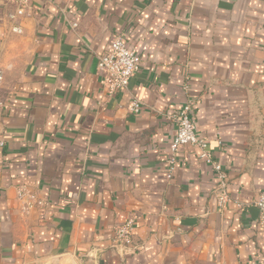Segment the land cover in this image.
Returning a JSON list of instances; mask_svg holds the SVG:
<instances>
[{
	"label": "crops",
	"instance_id": "0c3cea01",
	"mask_svg": "<svg viewBox=\"0 0 264 264\" xmlns=\"http://www.w3.org/2000/svg\"><path fill=\"white\" fill-rule=\"evenodd\" d=\"M14 11L0 0V264H264V0H31L22 33ZM116 34L142 64L112 94L97 65ZM189 101L223 206L199 148H172Z\"/></svg>",
	"mask_w": 264,
	"mask_h": 264
},
{
	"label": "built area",
	"instance_id": "2783aa9c",
	"mask_svg": "<svg viewBox=\"0 0 264 264\" xmlns=\"http://www.w3.org/2000/svg\"><path fill=\"white\" fill-rule=\"evenodd\" d=\"M15 4V11L12 14L14 24L11 30L16 33H22L23 28L18 19L25 16L26 10L30 7L31 0H12ZM142 64L140 56L132 49L126 39L116 34L111 40L109 50L98 56L97 71L103 78V85L109 89L110 93L116 94L123 90H128L130 80L138 72ZM4 82V69L0 63V110L4 107V98L1 91ZM144 103L137 96H133L130 110L134 113L140 112ZM172 118L177 124V133L173 142V150L180 146L192 144L199 148V157L212 167L217 177L214 187L215 196L221 206L230 200L228 191V174L224 166L214 159L212 152L208 149L206 137L199 136L196 132V124L193 116V102L189 101L175 113ZM4 142L0 140V145ZM221 145L222 143L219 142ZM175 169V160L170 161L168 167V177L171 178ZM19 198L25 200L24 209L31 208L34 204L39 203L34 199L33 194L27 193L24 188L19 190ZM255 205L260 209L264 221V190L255 201ZM242 207V204H239ZM133 231V221L129 220L116 229L115 240L119 243H128Z\"/></svg>",
	"mask_w": 264,
	"mask_h": 264
},
{
	"label": "rangeland",
	"instance_id": "374dc122",
	"mask_svg": "<svg viewBox=\"0 0 264 264\" xmlns=\"http://www.w3.org/2000/svg\"><path fill=\"white\" fill-rule=\"evenodd\" d=\"M69 260H74V259H68L67 258H62L61 260H49L46 262H42V264H79L76 260L74 262H69ZM154 264H161V263H154ZM162 264H186V263H162ZM192 264V263H188Z\"/></svg>",
	"mask_w": 264,
	"mask_h": 264
}]
</instances>
